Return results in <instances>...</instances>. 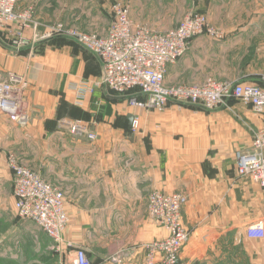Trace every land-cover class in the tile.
<instances>
[{
    "label": "crops",
    "instance_id": "1",
    "mask_svg": "<svg viewBox=\"0 0 264 264\" xmlns=\"http://www.w3.org/2000/svg\"><path fill=\"white\" fill-rule=\"evenodd\" d=\"M116 2L128 7L134 24L153 31L175 27L191 10L222 28L218 42L193 38L167 66L166 84L208 77L257 82L264 75V0H21L19 9L31 6L36 26L19 46L16 26L0 29V81L23 78L27 120L20 124L0 108V196L11 188L6 160L13 153L63 192L64 250L81 247L92 264H145L146 245L167 233L147 212L148 194L180 192L190 232L180 264H215L222 252L216 247L228 242L242 244L245 264H264L262 241L246 233L247 224L264 217V190L235 174L234 152L250 147L259 125L250 107L234 100L211 110L171 102L158 111L132 106L105 87L79 96L73 85L96 80L100 61L64 35L38 38L56 23L104 34ZM77 118L94 139L69 133L67 122ZM34 231L32 264H58L61 252L36 225Z\"/></svg>",
    "mask_w": 264,
    "mask_h": 264
},
{
    "label": "built area",
    "instance_id": "2",
    "mask_svg": "<svg viewBox=\"0 0 264 264\" xmlns=\"http://www.w3.org/2000/svg\"><path fill=\"white\" fill-rule=\"evenodd\" d=\"M20 1L0 0V29L7 25L16 26L17 46L28 44L24 31L36 26L31 9L16 10ZM111 11L112 20L104 34L56 23L51 26L49 34L38 37L45 38L51 32L64 35L100 61V76L93 82H77L73 90L79 96L93 92L96 87H105L117 95L134 91L128 98L130 105L158 111L171 102L208 110L226 107L233 100L247 105L259 117V125L251 131L250 147L234 152L235 174L237 178L252 179L264 190V75L257 82L208 77L201 83L166 84L167 66L185 54L191 40L200 35L218 40L223 37L220 29L209 24L206 17L195 10L189 11L175 27L165 31H153L134 24L129 18L128 7L119 2L111 5ZM24 86L23 78L14 74L0 81V108L20 124L27 120L22 99ZM131 126H137L136 118ZM67 127L71 134L86 135L88 139L96 137L82 119L69 120ZM6 161L12 173L17 215L33 222L51 241L52 248L62 252L63 232L68 223L63 192L19 163L13 155L7 156ZM186 201L187 197L180 192H149L147 212L167 233L146 245L145 264H180V253L190 236L181 220V210ZM262 204L264 206V198ZM246 233L250 238L262 241L264 256V217L247 224ZM69 253L70 264H92L81 247H75Z\"/></svg>",
    "mask_w": 264,
    "mask_h": 264
},
{
    "label": "rangeland",
    "instance_id": "3",
    "mask_svg": "<svg viewBox=\"0 0 264 264\" xmlns=\"http://www.w3.org/2000/svg\"><path fill=\"white\" fill-rule=\"evenodd\" d=\"M18 5L19 4H17L16 6L17 11H25V10L28 11L31 9V6H27L26 8H23L21 10L19 9ZM188 12H186L185 14H187ZM185 14L182 16V18L185 16ZM202 14L206 17L204 13ZM215 27L220 29L221 32H223L222 28L217 27V26ZM222 38L223 37H221L218 40L211 38V40L214 42H218ZM215 55L218 56L217 53H215ZM222 55L224 56V53L220 54V58H222ZM216 62L217 61H215V63ZM133 94H134V91H129V92H126L125 94H122L121 96H123L124 98L126 97L128 99L129 96ZM9 155H13L17 159V157L13 153H9L7 156ZM19 163L21 162L19 161ZM23 165L32 169L31 167L25 164ZM6 167H8L7 163H6ZM35 172L38 173L37 171ZM55 187L60 189L58 186H55ZM1 195L3 196H0V264H32L31 262L33 259L32 243H33V234L35 233L34 231L35 225L30 220L21 218L17 215L14 203L12 207L10 206L9 204L10 196L11 195L13 196L12 183H11V188L9 187L5 188ZM6 206H7V209H1L2 207L4 208ZM30 224H31V227H29ZM218 244H220V242ZM19 246L21 250L17 251ZM50 246L52 247L51 243H50ZM216 248L222 252H220L221 257L217 259L215 264H245L244 262L246 261H245V256H244V251H243L244 249H243L242 244L241 245L240 244L230 245L228 242L226 245L224 243H221ZM232 260L233 262H230ZM69 263H70L69 251L67 249L65 250L63 249L62 252L60 253V262L58 264H69Z\"/></svg>",
    "mask_w": 264,
    "mask_h": 264
},
{
    "label": "water",
    "instance_id": "4",
    "mask_svg": "<svg viewBox=\"0 0 264 264\" xmlns=\"http://www.w3.org/2000/svg\"><path fill=\"white\" fill-rule=\"evenodd\" d=\"M131 119V117H129Z\"/></svg>",
    "mask_w": 264,
    "mask_h": 264
}]
</instances>
